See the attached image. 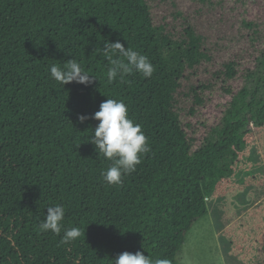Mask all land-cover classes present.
Listing matches in <instances>:
<instances>
[{
	"label": "trees",
	"instance_id": "trees-1",
	"mask_svg": "<svg viewBox=\"0 0 264 264\" xmlns=\"http://www.w3.org/2000/svg\"><path fill=\"white\" fill-rule=\"evenodd\" d=\"M66 1L46 0L0 36V59ZM148 2L162 12L158 34L147 20L122 43L149 58L153 75L134 71L109 83L104 57L88 70L94 83L79 84L48 126L0 165V264H111L124 251L179 264L189 232L209 214L208 200L235 175L253 129L264 127L263 5ZM109 98L126 103L151 146L119 186L104 180L112 161L88 141L99 123L91 117ZM80 114L89 119L80 123ZM55 204L65 208L64 229L79 227L80 238L62 244L63 229L39 231Z\"/></svg>",
	"mask_w": 264,
	"mask_h": 264
},
{
	"label": "rangeland",
	"instance_id": "rangeland-1",
	"mask_svg": "<svg viewBox=\"0 0 264 264\" xmlns=\"http://www.w3.org/2000/svg\"><path fill=\"white\" fill-rule=\"evenodd\" d=\"M45 1L0 0V36L20 28ZM161 19L148 0H68L43 19L20 50L0 59V165L47 127L78 88L55 81L53 64L74 58L88 71L104 59L106 41L122 43L147 20L158 34ZM249 141L235 175L222 182L208 200L209 214L189 232L179 264H264V127L254 128Z\"/></svg>",
	"mask_w": 264,
	"mask_h": 264
},
{
	"label": "clouds",
	"instance_id": "clouds-1",
	"mask_svg": "<svg viewBox=\"0 0 264 264\" xmlns=\"http://www.w3.org/2000/svg\"><path fill=\"white\" fill-rule=\"evenodd\" d=\"M103 55L110 64L107 71L109 83L115 81L118 76L123 80L134 71L141 73L145 78H150L155 71L154 65L146 55L130 47L125 48L119 40L106 41ZM50 73L51 77L63 86L72 82L88 86L98 78L86 71L74 58L67 60L63 67L53 64ZM91 118L99 123L93 128V134L88 141L95 145L98 154H103L112 161L111 166L102 173L104 180L110 185L119 186L123 183V177L135 172L143 156L151 151L148 137L142 130V125L129 117L128 107L123 100L109 98L103 101L100 109ZM88 119L89 117L84 114L78 115L80 123ZM64 218L63 205L49 206L45 219L39 224V231H51L60 235L63 229L64 234L60 241L62 244L80 238L82 231L79 227L64 229ZM111 264H171V262L167 259L153 260L150 256H145L142 251L135 253L124 251L112 257Z\"/></svg>",
	"mask_w": 264,
	"mask_h": 264
}]
</instances>
